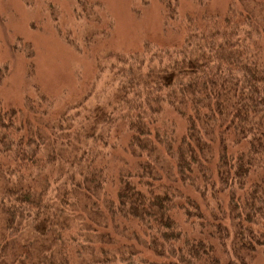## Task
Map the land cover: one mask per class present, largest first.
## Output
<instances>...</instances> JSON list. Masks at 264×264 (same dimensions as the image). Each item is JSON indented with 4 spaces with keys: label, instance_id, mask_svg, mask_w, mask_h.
Instances as JSON below:
<instances>
[{
    "label": "trees",
    "instance_id": "trees-1",
    "mask_svg": "<svg viewBox=\"0 0 264 264\" xmlns=\"http://www.w3.org/2000/svg\"><path fill=\"white\" fill-rule=\"evenodd\" d=\"M213 2L158 0V36L131 51L93 27L76 95L33 80L0 108V264L264 255V0Z\"/></svg>",
    "mask_w": 264,
    "mask_h": 264
},
{
    "label": "rangeland",
    "instance_id": "rangeland-1",
    "mask_svg": "<svg viewBox=\"0 0 264 264\" xmlns=\"http://www.w3.org/2000/svg\"><path fill=\"white\" fill-rule=\"evenodd\" d=\"M47 1L34 0L29 5L25 0H0V108L21 106L23 95L31 92L33 80L52 96L64 90L66 97L76 95L77 76L79 80L90 79L95 69L94 61L85 53L92 50L85 48V36L93 27L102 36L108 22L115 38L110 46L115 48L114 44L121 42L123 52L139 48L144 39L158 36L161 24L158 0L147 3L94 0L109 14L99 15L95 23L92 21L95 14L81 11L82 6L75 0ZM189 2L182 0L181 6H188ZM219 3L224 0L213 2ZM68 39L75 44H70ZM100 49L101 46L97 48ZM102 86L108 89L100 83L99 87ZM256 264H264V255Z\"/></svg>",
    "mask_w": 264,
    "mask_h": 264
}]
</instances>
